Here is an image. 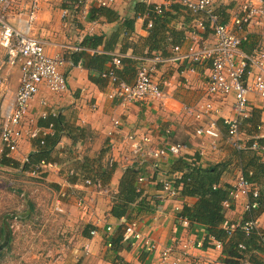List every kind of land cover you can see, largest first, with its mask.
Returning a JSON list of instances; mask_svg holds the SVG:
<instances>
[{
  "label": "crops",
  "instance_id": "crops-1",
  "mask_svg": "<svg viewBox=\"0 0 264 264\" xmlns=\"http://www.w3.org/2000/svg\"><path fill=\"white\" fill-rule=\"evenodd\" d=\"M247 1L218 0L217 6L220 13L225 11L230 17L232 11ZM141 2L145 4V10L136 13V5ZM70 3L71 0H63L64 5L52 10L43 7L40 2L41 8L31 24L30 32L31 36L45 42L49 54L63 56L61 71L67 79V91L56 93L42 86L31 100L24 123L25 135L18 151L7 156L10 158L8 160L17 162L16 165L2 162L5 150L0 140V165L21 170L28 155L37 148L34 138L54 133L51 124L43 125L41 122H47L46 118L51 115L62 117L64 129L53 152L54 160L47 163L46 177L41 183H47V187L53 191L51 206L54 211L66 216V224L62 226H66L69 242L63 252L58 254L56 264H113L116 256L120 258L121 264H155V261L159 263L163 260L164 250L169 249V258L175 264H183L189 258L198 264H224L219 260L222 250L214 248V235L208 233L206 226L200 223L185 225L182 222L184 206H193L198 198L182 193L183 184L180 182V193L178 191L174 197L163 198L162 181L169 178L178 183L194 167L215 168L220 173L219 184L224 187H230L242 174L264 191V99L254 92L248 93L249 117L242 123L235 142L223 124V117L234 116V96L209 93L210 61L195 71L190 70L186 63L159 64L155 76L165 96L160 100L122 102L116 97L115 84L102 73L88 68L91 56L96 53L112 57L121 55L123 62L116 70L118 76L133 83L137 68L135 62L130 65L127 60L140 61V57H147L150 58L147 64L152 65L151 58L163 53V43L156 49L149 47L148 22L152 19L148 8L163 4L162 14L168 20V28L185 35L182 42L175 38L184 51L194 44L187 37L189 34L198 32L201 37L193 48L214 41L209 22L203 18L207 28L204 31L197 30V18L174 0H118L113 8L121 19L130 18L134 21L131 29L126 31L124 28L115 42H109L112 49H108L105 47L106 42L120 28L121 22H107L103 18L93 20L86 12L77 10L64 15V10L68 9L65 6L69 7ZM94 6L103 7L92 5L91 8ZM15 14L11 9L5 12L6 19L12 25L17 24ZM27 15L22 14L23 19H27ZM263 30L253 25L243 28L240 33L246 37L244 41L247 40V44L241 49L251 53L264 40ZM92 33L104 34L103 43L95 47L82 45L84 37ZM170 35V30L164 32L168 41L174 38ZM75 47H80L79 51L85 50L87 55L74 61L73 54L78 51ZM4 55L5 49L0 47V59ZM110 65L111 60L106 62V69ZM248 70L250 73L246 74L245 82L251 84L257 69L249 67ZM20 81V66L9 68L5 83L0 88V118L3 109L12 104ZM206 102L217 110L211 115L218 125L217 137L197 132L198 128L211 122L209 115L203 119L195 117V111ZM34 128L37 134L30 136L28 130ZM255 143L257 146H254ZM172 144L183 146L180 154L153 157L154 150ZM85 160L87 169L82 167ZM194 161H197V166L192 164ZM130 167L138 173L136 187L141 193L124 215L115 217L111 209L121 179ZM26 173L30 175V172ZM74 173L78 175L73 176ZM140 176L144 177L142 181L139 180ZM88 180L90 183H87ZM60 190L68 193L62 199L63 211L55 209ZM247 202L246 196L235 199L226 212V222L220 227L247 220L250 217L245 208ZM261 208L254 214L258 215L256 226L264 230V209ZM132 220L138 221L142 235L154 242L155 249L150 250L144 239L130 243L127 237L117 251L108 245L110 239L121 233L124 225ZM108 226L111 227L110 231L107 230ZM92 230H95L94 234ZM225 241L228 242V239L225 238Z\"/></svg>",
  "mask_w": 264,
  "mask_h": 264
},
{
  "label": "built area",
  "instance_id": "built-area-1",
  "mask_svg": "<svg viewBox=\"0 0 264 264\" xmlns=\"http://www.w3.org/2000/svg\"><path fill=\"white\" fill-rule=\"evenodd\" d=\"M76 9L89 14L92 5L110 6L117 5L118 0H75ZM194 18H197L195 26L197 30L204 31L207 28L205 18L214 32V41L209 44H203L199 48H193L194 44L200 42L199 34H189L187 37L194 42L188 51H184L181 44H170L167 54H155L151 61L152 65L147 64L150 58L140 57L137 67L136 79L133 83H128L118 78L116 70L122 65V56L112 57L111 65L108 70L102 72V76L109 78L115 84L116 97L122 102H141L147 99L160 100L165 96L159 81L156 80L155 71L157 65H174L177 63H186L192 71L204 66L208 61L211 62L212 71L208 81V91L211 95L234 96L233 110L234 116L223 117V124L227 127L228 133L233 142L237 141L242 123L249 117L250 100L248 93L254 92L257 96L264 99V40L257 44L251 53L241 49V44L246 38L240 31L247 25H253L264 29V0H248L232 11L227 20H222V14L218 10V0H174ZM40 0H34L28 11L27 19H23L21 13L14 15L16 25H12L5 17V12L11 9V0H0V47L5 49L3 59H0V88L5 83L7 70L16 65L21 69V81L16 91L15 98L9 107L3 109L0 118V140L3 143V149L7 155L17 152L20 142L25 135L24 123L28 116L31 100L45 86L52 92L62 93L67 91L68 83L66 76L61 71L64 58L61 55H51L46 50V44L42 40L30 35L31 24L36 19ZM157 13L164 12L163 4H156ZM71 13L69 9L64 10V15ZM153 26V21L149 20L148 27ZM264 32V30H263ZM80 47H75L78 50ZM249 67L256 68L251 84L245 82L246 74H249ZM214 111L213 105L209 102L203 103L199 110L195 111L197 119H203L204 116H211ZM217 122L211 116V122L198 128L197 132L208 136L217 137ZM30 136H35L37 130L29 129ZM257 146V143L254 144ZM181 144H172L167 147L156 149L152 152L153 157H166L168 154H180ZM27 160V159H26ZM46 162L34 165L30 175L37 176L45 172ZM144 177L140 176L142 181ZM90 183V180L87 181ZM164 191L163 198L174 197L178 194V189L173 181L166 178L162 181ZM230 199L223 202L224 206L230 208L235 199L240 196L248 197L245 206L246 212L250 214L247 220L240 224L225 225L227 239L231 238L237 228H241L246 236L256 232L264 241V231L256 226L258 215L254 214L261 206L259 200L260 189L255 186L244 175H239L235 182L229 187ZM66 191L60 190L55 202V209L63 211L64 202L62 199L67 197ZM252 198V199H251ZM185 225L191 223L187 216H181ZM138 221L132 220L124 225L123 230L130 243L135 240L144 239L150 250L155 249L154 242L150 238L142 235L138 228ZM110 231L111 227L108 226ZM93 234L95 230L91 231ZM213 240L214 248L222 250L224 242L222 240ZM111 246V243H108ZM198 246H201L198 244ZM245 248L244 244H240ZM171 250H164L163 258H169ZM264 264V255L261 256ZM123 264V263H122ZM175 264V263H174ZM243 264H252L244 262Z\"/></svg>",
  "mask_w": 264,
  "mask_h": 264
},
{
  "label": "trees",
  "instance_id": "trees-1",
  "mask_svg": "<svg viewBox=\"0 0 264 264\" xmlns=\"http://www.w3.org/2000/svg\"><path fill=\"white\" fill-rule=\"evenodd\" d=\"M75 0H71V3L67 7L71 13H75ZM71 5V6H70ZM144 3H138L136 5V13H140L145 10ZM149 17L153 20V27H150V33L148 35L149 47L152 49H156L162 46L160 43H163L161 47V51L164 54L169 52V44H179L176 39L184 40L185 35L183 36L180 32H176L174 28H168L167 23L168 20L164 16V14L157 13L155 6L148 8ZM222 20L229 19L227 12H222ZM90 19H105L107 22H115L120 21V28L116 29L111 37L108 39L106 48L112 49L111 43L115 42L119 32L125 28L126 31L131 29V24L134 19H121L120 14L113 7L103 6V7H92L89 11ZM166 30L171 31V37H174L172 40H167V37L164 36V32ZM173 35V36H172ZM104 41V34H87L82 41V45H89L95 47ZM110 42V44H109ZM247 40H243L241 47H245V43ZM82 55H87L85 50L76 51L73 54L74 61ZM112 60L111 55L99 54L96 53L91 56L88 60V68L96 70L98 73H102L106 71L105 64L107 61ZM129 61L130 65L135 62L136 68L138 63L140 62L137 59L134 61ZM138 62V63H137ZM131 69V68H130ZM129 69V70H130ZM117 76L119 72L116 71ZM119 78V76H118ZM120 79V78H119ZM122 80V79H121ZM47 122H41L43 125H52L54 128V133H48L43 136H38L34 138V144L37 145V148L32 151L28 155V159L24 162L22 171L29 172L33 169L34 165L40 164L42 162H52L53 152L60 139V135L64 129L63 120L61 115L49 116L46 118ZM9 155H7V151L4 152L2 162L9 163L12 165H16L17 162L10 161L8 159ZM87 160V159H86ZM86 160L82 163V167L87 169L88 163ZM197 166V161L192 163ZM75 174V173H74ZM73 176H77L75 174ZM72 176V175H71ZM37 177L41 181L45 180L46 173L43 172L39 174ZM220 173L218 169L212 168H201L194 167L193 170H188L185 175L182 177L181 181L173 182L174 186L178 189L179 193L181 192L179 186L182 183V193L188 194L191 196H195L198 198L197 202L193 206L185 205L182 210V216H187L191 219V225L194 223H200L206 226V229L209 234L214 235V238L217 240L224 241L227 238V233L224 227H220V225L226 222V212L228 210L227 207L224 206L223 202L227 199H230L229 187H224L219 184ZM138 179L137 171L130 167L124 173L119 187V192L116 194L114 205L111 209V214L115 217H121L124 215L129 207V205L136 201V199L140 196V190L136 187V181ZM180 182V184H179ZM253 183V182H252ZM260 189V188H259ZM261 196L259 198L262 208L264 209V191L260 189ZM252 199V198H251ZM231 208V207H230ZM260 214V213H259ZM7 226L3 223L0 227V237L4 236L6 238V242L9 243L10 235L9 229L7 230ZM264 231V230H263ZM235 236L228 239V242L224 243L222 248V254L219 257V260L224 264H243L244 262H250L252 264H263L261 257L258 255L260 253H264V241L258 236L256 232L246 236L241 228H237L235 231ZM126 235L124 230L122 229L121 233H118L112 239H110V243L112 245V249L117 251L120 247L123 246V241L126 239ZM11 240V239H10ZM240 244H244L245 248H241ZM1 246V244H0ZM264 255V254H263ZM113 264H121L120 258L118 256L113 260Z\"/></svg>",
  "mask_w": 264,
  "mask_h": 264
},
{
  "label": "rangeland",
  "instance_id": "rangeland-1",
  "mask_svg": "<svg viewBox=\"0 0 264 264\" xmlns=\"http://www.w3.org/2000/svg\"><path fill=\"white\" fill-rule=\"evenodd\" d=\"M33 2L11 0V10L26 16ZM40 2L52 10L64 5L63 0ZM41 183L40 179L20 169L0 165V227L6 224L11 239L7 243L4 236L0 237V264H56L58 254L67 247L68 231L62 226L66 224V216L54 211L53 191L47 183ZM162 259L155 264L175 263L171 257L165 260L162 256ZM183 264L198 263L189 258Z\"/></svg>",
  "mask_w": 264,
  "mask_h": 264
},
{
  "label": "water",
  "instance_id": "water-1",
  "mask_svg": "<svg viewBox=\"0 0 264 264\" xmlns=\"http://www.w3.org/2000/svg\"><path fill=\"white\" fill-rule=\"evenodd\" d=\"M0 248H1V246H0Z\"/></svg>",
  "mask_w": 264,
  "mask_h": 264
}]
</instances>
